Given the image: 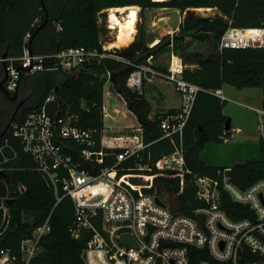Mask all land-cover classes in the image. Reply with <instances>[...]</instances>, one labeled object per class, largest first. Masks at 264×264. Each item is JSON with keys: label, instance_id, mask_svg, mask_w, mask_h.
<instances>
[{"label": "trees", "instance_id": "16d2710c", "mask_svg": "<svg viewBox=\"0 0 264 264\" xmlns=\"http://www.w3.org/2000/svg\"><path fill=\"white\" fill-rule=\"evenodd\" d=\"M129 5H139L143 11L158 7L182 11L199 7L213 10L210 15L200 17L194 24L182 26L179 33L166 34L152 47H145V43L140 42L138 51L122 53L143 63L148 56L153 55L156 60L162 52L171 51L173 43L184 58V78L201 87L182 135L186 148V165L190 173L159 170L156 167L159 158L175 151L181 137L179 134L162 137L160 122L163 113H158L151 119L152 105L144 92L133 91L127 86V80L136 69L135 66L127 65L113 56H104L68 70L61 66L53 67L57 61L55 55L72 47L84 46L87 49L105 51L101 42L100 18L106 15V9ZM46 20L45 26L37 31ZM230 27H264V0H0V57L5 54L8 57L21 56L27 45L25 37L29 32L31 38L28 45L31 43L33 53L48 56L45 61L46 69L23 74L19 96L25 90L31 89V92L15 120L22 121L30 113L40 110L46 98L56 94L57 99L47 105L49 113L58 118L71 116L72 124L95 130L99 142L105 125L104 116L107 115L112 124L116 123L107 108L104 113V87L109 79V72L116 73L115 89L123 95L128 107L136 114L147 144L140 156L121 162L117 176L135 188L136 193L151 192L158 185L160 190L170 192L181 202L185 214L193 216L194 210L201 205L196 197L194 176H215L217 169L223 167L208 164L201 158V152L207 141L222 140L224 133L233 134L232 127L226 129L228 115L224 113V106L227 100L213 93V90L230 84L238 88L260 87L264 91V46L219 49L221 38ZM187 37L196 43L208 44L210 53L195 60L190 59L197 52L189 51ZM113 51L108 50V53ZM155 67L161 70L167 68L160 65ZM4 76V62L0 61V81ZM0 93L8 102H14L1 89ZM112 93L111 90L109 95ZM13 115L14 112L0 108V134ZM7 138L18 150V155L7 163L10 169L0 173V206L4 202L9 211V216L4 217V210L0 208V249L9 248L20 257L23 240L49 217L51 229L41 238L42 250L30 264H87L84 252L93 233L83 230L79 237L74 235L72 227L75 203L72 197L66 195L58 201L54 190L47 186L42 173L37 169L34 158L23 150L12 129L4 133L0 145ZM58 141L67 153L79 159L78 148L73 142L65 139ZM259 143V159L230 166L231 181L242 189L264 179L263 137ZM95 148L99 149L100 144ZM120 150L116 148L113 151ZM6 153L12 156L11 151L7 150ZM115 161L114 154L107 155L98 168L112 165ZM137 163L149 164L152 170L134 169ZM83 168L94 172L86 163ZM134 173L148 175V181L142 182L133 177ZM22 186L25 187L23 191L20 190ZM11 198L15 200L9 204L8 200ZM223 202L231 218L240 219L249 215V208L234 202L229 195L225 194ZM190 254L189 264H200L203 260L213 261L207 248L192 247Z\"/></svg>", "mask_w": 264, "mask_h": 264}, {"label": "built area", "instance_id": "2783aa9c", "mask_svg": "<svg viewBox=\"0 0 264 264\" xmlns=\"http://www.w3.org/2000/svg\"><path fill=\"white\" fill-rule=\"evenodd\" d=\"M30 38L29 32L21 56L0 57V61L8 62L4 86L12 94L24 73L47 68V55L30 54ZM252 46H264V27H230L222 36L219 49ZM171 47L166 70L155 67L153 55L148 56L145 62L138 63L122 55L123 51L115 50L116 47L109 48L105 43L103 52L84 46L58 52L53 67L61 66L68 70L91 59L113 56L136 67L127 80V86L133 91L143 93L145 82L153 77L160 76L173 83L182 98V105L174 111L163 113L160 124L162 137L179 134L180 144L175 151L159 158L156 167L159 170L190 173L182 135L201 87L184 78V58L173 43ZM108 50L114 51L108 53ZM16 61L19 63L16 64ZM108 83L113 84L110 72L104 95ZM112 92L120 97L129 117L137 120L123 95L117 90ZM213 93L227 100L221 89L213 90ZM56 99V94L49 95L40 110L30 113L22 121L14 120L10 129L19 139L23 150L34 158L37 169L47 186L54 190L58 201L66 195L72 197L75 203L74 235L79 237L83 230L92 231L93 237L84 252L87 264H189L192 247L207 248L213 257L212 262L203 260L200 264H264V179L242 189L231 181L230 166L218 168L215 176L195 175L196 197L201 205L194 210L193 216L187 215L182 211V204L179 210L172 207L173 195L160 190L158 185L151 192L136 193L135 188L117 176L121 162L140 156L147 146L140 123V134L118 136H108L104 125L98 142L95 130L72 124L71 116L58 118L49 113L47 105ZM251 108L258 115L259 129L264 138V97L260 105ZM127 127H133V124ZM232 136L224 133L221 139L229 142ZM58 139L73 142L78 148L79 159L67 153ZM98 143L100 148L96 149ZM116 148L121 150L114 152ZM7 150L12 152V156L6 153ZM112 154L116 161L98 168L105 157ZM0 155L2 173L10 169L7 163L18 155V150L8 138L0 145ZM84 163L90 165L94 172L83 168ZM137 168L152 170L149 164L142 163H137L134 169ZM136 174L144 178L142 182L148 181V175L134 173L132 176L136 177ZM20 190H25V187H20ZM225 194L234 202L247 206L249 215L240 219L231 218L223 206ZM0 208L4 210V217H8V207L4 202ZM50 229L48 217L44 224L36 227L23 240L20 257L9 248H1L0 264H30L42 250L40 240ZM124 234H130L137 246L125 243L122 238Z\"/></svg>", "mask_w": 264, "mask_h": 264}, {"label": "rangeland", "instance_id": "374dc122", "mask_svg": "<svg viewBox=\"0 0 264 264\" xmlns=\"http://www.w3.org/2000/svg\"><path fill=\"white\" fill-rule=\"evenodd\" d=\"M138 6V21L137 32L135 35V41L130 47L119 49L117 51H138L141 47V43H145V47H152L166 34H177L181 31V27L186 24L193 23L200 17L208 16L213 11L211 8L206 10H198V8H189L185 11L176 8H149L142 10V7ZM115 8V7H113ZM200 8V7H199ZM109 9H106V15L102 16V29L104 31L105 38L114 40L117 35V29L112 26L109 19ZM119 13V12H118ZM121 13V12H120ZM124 17L125 14H120ZM143 29V32H142ZM187 46L193 44L190 37L186 38ZM106 45L108 43L104 42ZM197 46H202L203 55L210 53L209 45L198 44L192 47L191 52L195 51ZM206 46V47H205ZM173 47H171L172 51ZM176 49V48H175ZM171 51L167 50L158 55L154 60L156 65L167 67ZM178 52V51H177ZM180 53V52H179ZM161 79L159 90L155 91L150 87V81L145 82L143 92L145 96L152 102L153 111H161L168 108L178 107L182 105V98L176 91L173 83L168 82L166 79L158 76L155 79ZM111 81L112 79L111 73ZM31 89L25 90L22 94L23 99L30 96ZM155 92V93H154ZM224 93L227 98V103L224 106V112L231 118L232 121V141L225 142L223 140H209L206 143L204 150L201 152V158L208 164L215 166H233L237 163L246 162L249 160L259 159L261 157L260 139L263 134L259 129V119L256 111L251 107L261 104L264 91L260 87H245L238 88L236 86L226 84ZM104 106L109 112V115L115 119L116 123L112 124L107 115L104 116V123L106 133L108 136H118L121 134H140L138 129L140 122L131 119L128 112L124 108V104L120 97L116 93L104 95ZM0 108L8 112L15 111L14 103L8 102L0 93ZM133 127H127L132 125ZM237 127L240 129L237 130ZM137 177V174L135 175ZM139 179H144L142 176H138Z\"/></svg>", "mask_w": 264, "mask_h": 264}, {"label": "bare ground", "instance_id": "6f19581e", "mask_svg": "<svg viewBox=\"0 0 264 264\" xmlns=\"http://www.w3.org/2000/svg\"><path fill=\"white\" fill-rule=\"evenodd\" d=\"M206 9L209 8H198V10ZM118 11H120L121 14H125L124 17H121ZM138 12V6L136 5L110 8V21L112 23V26L115 27L118 32L116 38L108 43L109 48H127L132 45V43L135 41V35L137 32ZM105 92L107 95H109V93L111 92L110 83L107 84Z\"/></svg>", "mask_w": 264, "mask_h": 264}, {"label": "water", "instance_id": "95a60500", "mask_svg": "<svg viewBox=\"0 0 264 264\" xmlns=\"http://www.w3.org/2000/svg\"><path fill=\"white\" fill-rule=\"evenodd\" d=\"M208 10H209V9H208ZM118 12L120 13V11H118ZM120 14H121V13H120ZM109 19H110V17H109ZM196 21H197V20H196ZM196 21H195V22H196ZM46 22H47V20L39 26V28L37 29V31H39L43 26H45ZM192 24H194V22H193V23L186 24L185 26H190V25H192ZM100 34H101V42H102V43H104V42L109 43V42L112 41V39H109V38L106 39V38H105L103 29L100 30ZM29 50H30V54H33V51H32V49H31V43L29 44ZM4 57H7V54H5ZM4 68H5V76H4V78L0 81V89H1L2 91H4V92L6 93V95H7L11 100H16V99L19 98V88H20V86L18 85L16 91H15L13 94L10 93V92L5 88V86H4V82L6 81V78H7V76H6V73H7V64H6L5 62H4ZM116 75H117L116 73H113V74H112V79H113V81H114V83L111 85V90H112V91H116V89H115V87H114L115 82H116ZM25 101H26V99L21 100V102H20V103L17 105V107L15 108L14 115H13L12 119H11L10 122L8 123L6 129L0 134V139L3 137L4 133L10 129V127H11L13 121H14L15 118H16V115H17L19 109L23 106V104L25 103ZM231 127H232V121H231V118L228 117L227 120H226V129L229 130ZM14 200H15L14 198H11V199L8 200V203L11 204V203L14 202ZM159 202H160V200H159ZM171 204H172V207H173L174 209H176V210L181 209V202L178 201L174 196L171 197ZM150 227H151V229H153V226H152V225H151ZM122 238H123V241H124L125 243H127V244H129V245L137 246L136 241L131 237L130 234H124V235L122 236ZM147 238H149V236H148Z\"/></svg>", "mask_w": 264, "mask_h": 264}, {"label": "crops", "instance_id": "0c3cea01", "mask_svg": "<svg viewBox=\"0 0 264 264\" xmlns=\"http://www.w3.org/2000/svg\"><path fill=\"white\" fill-rule=\"evenodd\" d=\"M193 41V40H192ZM198 44H201V43H196L195 41H193V44H192V46L191 45H189L188 47H189V51H191L192 50V47L194 48V46L195 45H198ZM203 45V44H202ZM197 49L195 50L197 53H196V55L194 56V57H191L190 59H192V60H195V59H197L198 57H201V56H203V53H202V46H197L196 47ZM194 52V51H193ZM199 52V53H198ZM162 81H161V79H155L154 77L153 78H151L150 79V87L151 88H154L155 89V91H157V90H159V92H161L160 91V89H159V85H160V83H161ZM146 83H148V81H146ZM224 88H225V86L221 89L223 92H224ZM155 93V92H154ZM225 94V93H224ZM150 102H151V100H150ZM151 105H152V102H151ZM180 106H178V107H173V108H168V109H165V110H161V111H153L152 110V112H151V114H150V118L151 119H154L155 118V116L158 114V113H165V112H167V111H170V109H178ZM104 111H105V108H104ZM225 113V112H224ZM226 114V113H225ZM227 115V114H226ZM233 127V126H232ZM232 129V128H231ZM238 129H240V127H237V130ZM233 130V129H232Z\"/></svg>", "mask_w": 264, "mask_h": 264}, {"label": "flooded vegetation", "instance_id": "af4514ba", "mask_svg": "<svg viewBox=\"0 0 264 264\" xmlns=\"http://www.w3.org/2000/svg\"><path fill=\"white\" fill-rule=\"evenodd\" d=\"M199 53V52H198ZM21 100H23V97L22 96H19V98L18 99H16V100H13L14 102V105H15V108L17 107V105L21 102Z\"/></svg>", "mask_w": 264, "mask_h": 264}]
</instances>
